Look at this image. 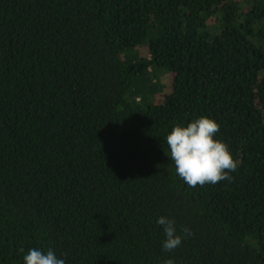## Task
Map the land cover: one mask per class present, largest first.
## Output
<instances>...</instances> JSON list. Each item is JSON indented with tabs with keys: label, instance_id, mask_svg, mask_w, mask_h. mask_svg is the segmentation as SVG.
<instances>
[{
	"label": "trees",
	"instance_id": "trees-1",
	"mask_svg": "<svg viewBox=\"0 0 264 264\" xmlns=\"http://www.w3.org/2000/svg\"><path fill=\"white\" fill-rule=\"evenodd\" d=\"M201 116L238 168L190 187L165 137ZM29 248L264 264V0H0V264Z\"/></svg>",
	"mask_w": 264,
	"mask_h": 264
},
{
	"label": "clouds",
	"instance_id": "clouds-1",
	"mask_svg": "<svg viewBox=\"0 0 264 264\" xmlns=\"http://www.w3.org/2000/svg\"><path fill=\"white\" fill-rule=\"evenodd\" d=\"M219 124L207 116H201L186 124L174 125L165 140L177 176L188 186L215 185L220 181H231V173L238 168L226 143L216 138ZM155 223L162 228L164 240L162 250L172 252L192 233L184 227L177 233L175 220L164 215ZM23 264H66L65 258L57 256L52 248L46 251L29 248L24 253Z\"/></svg>",
	"mask_w": 264,
	"mask_h": 264
},
{
	"label": "rangeland",
	"instance_id": "rangeland-1",
	"mask_svg": "<svg viewBox=\"0 0 264 264\" xmlns=\"http://www.w3.org/2000/svg\"><path fill=\"white\" fill-rule=\"evenodd\" d=\"M169 79H170L169 75H166L162 78V82H163L165 87H167L169 85Z\"/></svg>",
	"mask_w": 264,
	"mask_h": 264
}]
</instances>
